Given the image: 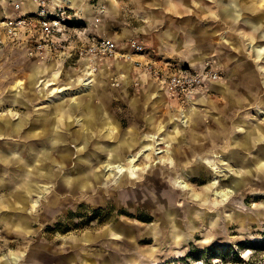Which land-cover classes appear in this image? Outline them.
<instances>
[{
	"label": "rangeland",
	"instance_id": "374dc122",
	"mask_svg": "<svg viewBox=\"0 0 264 264\" xmlns=\"http://www.w3.org/2000/svg\"><path fill=\"white\" fill-rule=\"evenodd\" d=\"M89 5L88 35L135 36L157 47L164 37L178 49L167 54L203 67L182 68L216 71L213 83L231 82L238 69L249 101L232 99L227 85L219 89L224 98L212 91L218 101L207 107L160 90L132 67L125 81L113 66L91 89L57 92L49 102L46 84L74 88L85 76L77 60L61 75L54 62L2 53L0 117L24 124L15 144L0 137L2 200L18 201L12 215L1 207L0 255L7 264H264V0ZM19 82L36 93L15 99ZM52 124L62 135L55 145L32 134L52 133ZM114 156L121 166L109 165Z\"/></svg>",
	"mask_w": 264,
	"mask_h": 264
},
{
	"label": "built area",
	"instance_id": "2783aa9c",
	"mask_svg": "<svg viewBox=\"0 0 264 264\" xmlns=\"http://www.w3.org/2000/svg\"><path fill=\"white\" fill-rule=\"evenodd\" d=\"M36 11H26L21 2H13L12 10L0 14V50L7 45L23 47L30 58H45L48 54L75 59L79 63L88 59L94 73H98L100 60L120 57L132 63L142 76H148L163 89L181 99L195 95L217 77L215 71H192L147 57L149 46L141 40L130 39L128 49L115 40L94 37L84 41L69 28L82 17L72 7H49L48 0H32ZM75 36V37H74ZM0 232V252L3 251Z\"/></svg>",
	"mask_w": 264,
	"mask_h": 264
},
{
	"label": "crops",
	"instance_id": "0c3cea01",
	"mask_svg": "<svg viewBox=\"0 0 264 264\" xmlns=\"http://www.w3.org/2000/svg\"><path fill=\"white\" fill-rule=\"evenodd\" d=\"M16 1L22 3L23 10H26V11H36L37 10V6L33 3L32 0H0V14L6 12L8 10H12V3L13 2H16ZM76 2H77V4H75V5H77V7L82 6V8L81 7L80 8L83 10L81 12L85 15V16L82 15V20H84V22L81 21V20L78 21V22H75L76 25L73 26V24H72L71 27L69 28V32H70L71 35L78 34L81 37V39L84 40V41H89L92 38L96 37L97 35H88L87 29L84 28L83 23H85V17L89 18L87 16V14L90 12L89 10H91V12L93 10H92V8L89 5V0H76ZM56 5L57 4L55 3L54 0H50L49 7H54ZM69 7H71V6H69ZM72 8H74V7H72ZM74 9L77 10L79 8H74ZM78 11H80V10H78ZM79 24H81V26H78ZM203 34H204L205 37L214 36L212 33H208V32H204ZM168 35L170 36V39L172 38V39L175 40V35H174V33L172 31H169L168 32ZM117 36L120 38L119 35H116V37ZM131 38H136L138 40H141V38L135 37V36H130L128 39L127 38L126 39L125 38L124 39L123 38L122 39H116V38H114L113 40H115L119 45H121V47L123 49H128L127 43L129 41V39H131ZM141 41H143V40H141ZM169 45L170 44H169L168 39H165L164 37H162V39H161V41L159 43V47H157L154 44H152V45L150 44L149 45L150 47H149V50H148V53H147V57L150 58V59H155V60L160 61V62H169V63H171L173 65H180V66H183V67H194V68H196V67L201 68L202 67L201 65H195V64H193V65L192 64H181V62L176 59V58L179 57L178 55L176 56V58H173L169 54L166 53V52L171 53L170 51H173V50L175 51L177 49L176 48V44L170 45L171 47ZM189 48H190V46H188L185 49V51H187ZM169 49H172V50H169ZM10 50L17 51V52L21 53L22 55H25L27 58H30V57H28V55L25 52V50H24L23 47H17V46H12V45H7L5 48H3L2 50H0V55L2 53H5L6 51H10ZM176 51H178V49ZM180 58H181L182 61L183 60H187V62L191 63L190 60L188 59V57H186L184 55H181ZM229 58H231V57H227V59H229ZM32 59L34 61H37L38 64H41L43 66L46 65V64H50V63L54 62L56 64V67L62 70L61 71V75H62L63 69H65V64L66 63H68L69 66L72 65V62H71L72 60H66L63 57H57L56 55H53V54H48L45 58H32ZM192 62L193 63H199L200 61H199L198 58H195V59L193 58L192 59ZM79 64L80 65L78 67H76V68H77V70H80L81 71L82 68H84L86 66V64H85V61H83V60H81L79 62ZM113 66H116V68H118V69L119 68L123 69V71L125 73H123L122 76L124 77V80L125 81L128 80V72L130 71L131 67L135 69V67H133V65H132L131 62L126 61V60H124V59H122L120 57L103 58V59L100 60V66H99L100 68H99V71H98L97 75L100 74V73H103V74L106 73V71L108 69L112 68ZM244 66H245V68H243ZM240 67H241V65H240ZM77 70H75V71H77ZM241 70H242V72H243V70L245 72H248V76L250 78H253L254 77L250 73V70H249V68H248V66L246 64H243ZM67 73H68V71H67ZM236 73H239V70L238 69H235V70L233 69L232 70V76L233 77L230 76L231 77L230 78L231 79L230 80L231 82H229V83L228 82L227 83H225V82L215 83L214 82L215 83L214 84V83H210L208 81V83H207L208 86L207 87H209V88H205L204 90H202L196 96L197 100L200 103H202L203 105L207 106V107H210V106L208 104H206V103H203V102H205L207 100H211L214 104H217L218 99L211 98L212 91L213 92L216 91L217 93H219V95H221L224 98V95L225 94H223L222 92H220L219 89L220 90H223L224 87L228 85V90H230V91L231 90H234V91H232L233 94H234V97L232 99H238L239 98L240 101H241L240 104H242L245 101H249L248 94L247 93H246V95L242 94L243 93V89L244 88L248 89L249 86L248 85H245L243 83L238 82L237 81V78H236V76H237ZM39 75H40V72H39ZM39 79L42 80L43 78H39ZM159 89L161 90V87ZM253 91H254V89H253ZM157 92H158V94H159V92H163L164 93V91H159V90ZM246 92H247V90H246ZM163 93H161L160 95L162 96ZM229 94H230V92H229ZM223 101H224L223 99L222 100H219L218 103L221 105V104H223ZM193 110H194V108H192V106H191V107L187 108L184 111L191 112ZM2 120H4V118L0 117V121L1 122H4ZM5 121H12L15 124H17V123L23 124V121L16 122V120L13 121V120H10V119H7V120L5 119ZM3 126L5 128V124ZM9 132L10 131H6V133L0 134V137H8L9 136L8 137V139H9L11 136H13V134L11 135V134H9ZM16 137L18 138V136H16ZM0 188H5V187L2 186V185H0ZM19 190H21V189H19ZM3 198H7V197L5 196V193H2L0 191V213L3 210V208H1V207L5 206V207L8 208V209H5V210H10V214H11V210L14 211L12 209V208H14V206H10V204H12L14 202H18V201L17 200H14V201H11L10 203L9 202H3V200H2ZM25 204L27 205L28 203H25ZM17 205H19V203H17ZM20 208H22V207H20ZM7 215H9V214H7ZM5 217H7V216H5ZM0 219L1 220L3 219L1 215H0ZM13 228H15V227H13ZM7 262H8V259H6L5 256L0 255V264H7Z\"/></svg>",
	"mask_w": 264,
	"mask_h": 264
},
{
	"label": "bare ground",
	"instance_id": "6f19581e",
	"mask_svg": "<svg viewBox=\"0 0 264 264\" xmlns=\"http://www.w3.org/2000/svg\"><path fill=\"white\" fill-rule=\"evenodd\" d=\"M55 1V3L57 4L56 6H63L62 4H64V5H74L75 6V8L77 7V5H75V4H77V2H76V0H54ZM34 3V2H33ZM35 4V3H34ZM63 7H69V6H63ZM83 61H85V64H86V66H87V68L88 69H86V71H83L84 70V68H82V73L84 72V74H85V76L83 77H81L80 78V81H79V84L77 85V86H75L74 88H73V84H70V85H65V86H63V87H54L53 85H55V82H51V83H48V84H46V86H44V88H46V89H49L50 88V91L48 92L47 91V93H43V95H49V102H51L52 101V96H54L57 92H60V93H62V95H67L68 93H79V92H83L84 90H89V89H91L92 88V83L94 84V82H95V76H96V74L97 73H94L93 72V68H92V66L90 65V61L88 60V59H86V60H83ZM201 68H203V67H201ZM88 70V71H87ZM216 72V71H215ZM217 73V72H216ZM38 74V73H37ZM37 79V75H32V77H31V84H30V86H33L34 85V83H35V80ZM70 81V80H69ZM210 83H213V80H211L210 81ZM209 83V84H210ZM53 86V87H52ZM20 88V90H17V93L15 94V96H14V98L15 99H20L21 97H25L26 96V93H30V94H35L36 93V91L34 90L35 89V87L33 88V91H30V90H24L23 89V86L21 85V83L19 82L18 83V89ZM26 89V88H25ZM202 90H204V89H202ZM202 90H200V91H197L196 93H195V97L202 91ZM86 92V91H85ZM40 93H42L41 91H40ZM91 94H92V92H91ZM45 95V96H46ZM75 96V95H74ZM91 96V95H90ZM21 100H22V98H21ZM47 100H48V97H47ZM5 104V103H4ZM3 104V105H4ZM65 104V103H64ZM6 105V104H5ZM62 106V105H61ZM58 109V108H57ZM61 110V109H60ZM86 113V112H85ZM55 114V113H54ZM185 114V113H184ZM41 118H42V116H41ZM31 120H32V118H31ZM2 121H4V122H1L0 121V134H4V133H6V131H10L9 132V134H13V136L15 137V136H18V138L17 139H14V137L12 136V137H10L12 140H14V144H15V142L18 140V141H20V133H22V128H23V124H21V123H17V124H15V123H13L12 121H5V119L4 120H2ZM17 122H18V120H17ZM40 122H41V120H40ZM46 123V122H45ZM5 124V128H4V125ZM27 126V125H26ZM116 126V125H115ZM49 129L50 130H52L53 132L51 133V132H46V128H44V129H40V130H37V131H33V135L34 136H42L47 142H49L50 144H53V145H55L56 143H57V141H58V139L59 138H62V135L60 134V133H58L57 132V130H56V124H52L50 127H49ZM110 130V129H109ZM107 131H108V129H107ZM32 132V131H31ZM30 132V133H31ZM70 132V131H69ZM4 136V135H3ZM41 138V137H40ZM39 138V139H40ZM20 145V144H19ZM150 145V144H149ZM27 146V145H26ZM11 147H14V146H11ZM21 147V146H20ZM22 148V147H21ZM151 148V147H150ZM45 149V148H44ZM119 149V148H118ZM33 150V149H32ZM116 150V149H115ZM26 151V150H25ZM35 151V150H34ZM47 151V150H46ZM45 151V152H46ZM28 154V153H27ZM143 154V153H142ZM16 155V154H15ZM26 156V155H25ZM130 157V158H129ZM128 158H129V161L130 162H132V161H134V160H136V159H133L131 156H129ZM26 159H27V157H26ZM117 162H118V158H117V156H114L113 157V160L112 161H110L109 162V165H111L112 167H119V166H121V165H119V164H117ZM220 166V165H219ZM121 168V167H120ZM29 169H31V168H29ZM215 174V173H214ZM214 194V193H213Z\"/></svg>",
	"mask_w": 264,
	"mask_h": 264
}]
</instances>
